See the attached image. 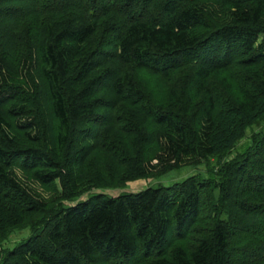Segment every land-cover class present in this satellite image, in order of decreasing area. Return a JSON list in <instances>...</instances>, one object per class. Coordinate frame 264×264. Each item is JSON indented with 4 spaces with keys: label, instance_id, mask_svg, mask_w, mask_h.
<instances>
[{
    "label": "trees",
    "instance_id": "obj_1",
    "mask_svg": "<svg viewBox=\"0 0 264 264\" xmlns=\"http://www.w3.org/2000/svg\"><path fill=\"white\" fill-rule=\"evenodd\" d=\"M263 123L264 0H0V264H264Z\"/></svg>",
    "mask_w": 264,
    "mask_h": 264
},
{
    "label": "rangeland",
    "instance_id": "obj_2",
    "mask_svg": "<svg viewBox=\"0 0 264 264\" xmlns=\"http://www.w3.org/2000/svg\"><path fill=\"white\" fill-rule=\"evenodd\" d=\"M250 132L251 130H248L246 132V137L243 140H241L238 145H236V147L234 148V151L240 152L246 147L249 141L247 136L250 134ZM215 163H216V158H209L208 160H204L199 165H195V166L185 165L180 168L173 169L167 173H164L157 178L137 179L134 181H129L125 185L120 186V187H101V188L94 189L92 192L93 193H103L108 196H117L123 193L137 192L142 189H145L148 186L157 187L159 185H170L174 182L181 181L185 179L186 177L197 174V173H200L206 176L208 174L207 171L212 167L214 168ZM32 187L36 191H39L40 193H42L44 196H48V193L42 191V189L38 186L37 183H33ZM87 195L88 194L86 193L85 195H83V197L77 199L76 201L72 203H76L79 200H83L87 198ZM28 234H29L28 228L15 231L1 245L4 247H12L14 244L22 240Z\"/></svg>",
    "mask_w": 264,
    "mask_h": 264
},
{
    "label": "bare ground",
    "instance_id": "obj_3",
    "mask_svg": "<svg viewBox=\"0 0 264 264\" xmlns=\"http://www.w3.org/2000/svg\"><path fill=\"white\" fill-rule=\"evenodd\" d=\"M30 235V234H29Z\"/></svg>",
    "mask_w": 264,
    "mask_h": 264
}]
</instances>
